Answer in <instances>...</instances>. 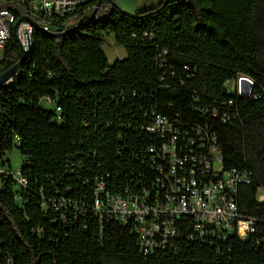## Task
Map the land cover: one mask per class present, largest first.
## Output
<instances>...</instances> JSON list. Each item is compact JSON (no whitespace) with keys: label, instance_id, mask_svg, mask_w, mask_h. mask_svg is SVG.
<instances>
[{"label":"trees","instance_id":"obj_1","mask_svg":"<svg viewBox=\"0 0 264 264\" xmlns=\"http://www.w3.org/2000/svg\"><path fill=\"white\" fill-rule=\"evenodd\" d=\"M97 2L64 37L36 31L19 75L0 87V158L17 149L29 181L23 191L0 184L3 261L264 264V0H161L136 15L105 1L86 24ZM108 35L125 58L108 60ZM19 59L12 36L0 73ZM239 78L253 83L249 96L228 89ZM154 112L215 133L225 169L251 174L239 208L258 221L255 233L191 240L182 219L180 237L144 255L131 226L97 217L100 184L130 196L155 181Z\"/></svg>","mask_w":264,"mask_h":264},{"label":"built area","instance_id":"obj_2","mask_svg":"<svg viewBox=\"0 0 264 264\" xmlns=\"http://www.w3.org/2000/svg\"><path fill=\"white\" fill-rule=\"evenodd\" d=\"M92 1L0 0V60L12 36L25 48L28 40L32 43L37 30L31 22H21L14 31L22 17L35 20L44 32H62L73 25L77 11ZM241 79L228 82L227 87L239 95L249 96L253 83L249 80L248 93H243L238 86ZM57 111L60 113L61 109ZM147 131L157 139V144L150 148L158 172L155 181L151 188L130 196L112 194L100 184L94 212L101 221L131 226L144 255L164 249L180 237L182 219L189 220L191 240L204 242L230 237L245 240L255 233L258 221L246 217L239 208L240 188L251 182V174L225 169L215 133L202 126L181 128L178 122L155 112ZM22 168L23 159L20 168L13 171L10 159L0 158V184L12 179L18 190L27 189L29 181ZM16 197L20 199L21 195ZM261 199L264 201V196ZM0 264L14 263L8 258L3 261L0 254Z\"/></svg>","mask_w":264,"mask_h":264},{"label":"rangeland","instance_id":"obj_3","mask_svg":"<svg viewBox=\"0 0 264 264\" xmlns=\"http://www.w3.org/2000/svg\"><path fill=\"white\" fill-rule=\"evenodd\" d=\"M113 3L119 7L123 12L129 15H136L138 12L147 8L148 6H154L161 2V0H112ZM110 4V3H109ZM112 6V4H110ZM79 21H74L73 24H78ZM104 52L110 62H115L120 58L126 57L125 49L116 43L115 37L113 35L106 36L105 43L103 45ZM239 87H242V92L247 88L241 81L238 83ZM233 84H231V88ZM248 89V88H247ZM7 158L10 159L13 171L20 168L22 163V156L17 149H13L8 153ZM264 196V189H261L258 194V198L261 199Z\"/></svg>","mask_w":264,"mask_h":264},{"label":"water","instance_id":"obj_4","mask_svg":"<svg viewBox=\"0 0 264 264\" xmlns=\"http://www.w3.org/2000/svg\"><path fill=\"white\" fill-rule=\"evenodd\" d=\"M110 2V3H113L112 0H98L95 8L93 9L92 13L90 14L86 24H89L93 18H95L103 4V2ZM24 21H29L32 23V25L35 27V29L37 31H40V32H43V33H47V32H44L42 30V28L36 23L35 20L29 18V17H22L18 22L17 24L15 25L14 27V31L17 30L18 26L20 25L21 22H24ZM79 28V26H74L72 28H69L65 31H62V32H49L48 34H50L51 36L55 37V38H59V37H64L74 31H76L77 29ZM18 45H19V50H20V59L13 65L11 66L10 68L6 69L5 71H3L2 73H0V87H4V86H7L9 85L13 78L18 76L24 63L26 62V60L28 59V56H29V53L32 49V43L30 40H28V44H27V47L25 48L22 43H20L18 41ZM241 82L244 84V85H247L249 84V80L247 78H242L241 79ZM244 93H248V89L246 88L244 90Z\"/></svg>","mask_w":264,"mask_h":264},{"label":"crops","instance_id":"obj_5","mask_svg":"<svg viewBox=\"0 0 264 264\" xmlns=\"http://www.w3.org/2000/svg\"><path fill=\"white\" fill-rule=\"evenodd\" d=\"M148 7H151V6H148ZM120 59H122V58H120Z\"/></svg>","mask_w":264,"mask_h":264}]
</instances>
